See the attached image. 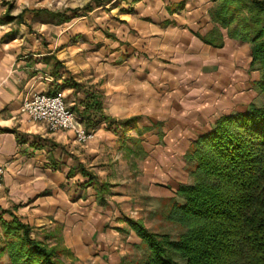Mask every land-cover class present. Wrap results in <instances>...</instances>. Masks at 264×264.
Here are the masks:
<instances>
[{
  "label": "crops",
  "instance_id": "obj_1",
  "mask_svg": "<svg viewBox=\"0 0 264 264\" xmlns=\"http://www.w3.org/2000/svg\"><path fill=\"white\" fill-rule=\"evenodd\" d=\"M151 1H139L126 27L112 25L111 39L69 16L26 20L14 33L0 26V218L29 225L64 264H121V239L142 249L130 221L149 230L162 198L189 183L192 143L262 101L252 45L226 31L222 47L204 41L215 29L211 0ZM34 93H61L93 138L79 144L32 121L21 107ZM3 221L0 264H10Z\"/></svg>",
  "mask_w": 264,
  "mask_h": 264
},
{
  "label": "trees",
  "instance_id": "obj_2",
  "mask_svg": "<svg viewBox=\"0 0 264 264\" xmlns=\"http://www.w3.org/2000/svg\"><path fill=\"white\" fill-rule=\"evenodd\" d=\"M211 1L215 29L204 41L222 47L226 31L250 43L252 68L262 71L256 85L264 95V0ZM185 158L196 162L194 183L179 187V199L170 200L165 213L183 229L178 238L130 221L149 252L147 264H264V106L222 116ZM3 225L10 264H64L59 250L32 237L29 225L17 218Z\"/></svg>",
  "mask_w": 264,
  "mask_h": 264
},
{
  "label": "rangeland",
  "instance_id": "obj_3",
  "mask_svg": "<svg viewBox=\"0 0 264 264\" xmlns=\"http://www.w3.org/2000/svg\"><path fill=\"white\" fill-rule=\"evenodd\" d=\"M139 1L140 0H0V26L4 28L2 31L12 29L10 33H14L21 29V25H24L27 29L29 28L26 20L33 22L55 21L58 23L61 19H59V17L55 19L52 16L55 13L63 15V19H67L66 21L69 19L67 16L72 18L77 17V19L75 18L72 22L78 23L81 20L84 22L87 21V34L90 32V28H96L100 37L103 39H111L115 35L112 30L116 31V28H112V25L118 22L120 27H126V24L121 20L128 18L127 14L134 11ZM152 1L151 3L156 5L158 0ZM95 8L96 10L90 12ZM46 11L50 13H46ZM33 15L34 17H32ZM82 17H87V20L84 18L82 19ZM8 23L11 25H8ZM82 28V31H86L84 27ZM89 46L90 44H87L85 49L86 52L93 50L88 49ZM92 46L95 47L98 45H93L92 43ZM107 48L110 47L108 46ZM261 100L259 106H264V95H262ZM135 147H137V145H135ZM141 160L142 158L140 157L129 158V171L133 168L131 162L134 163V170H137V166L140 164ZM125 161L126 160L123 159V162ZM193 171H191L189 175L188 184L194 183L195 178L192 175ZM184 176L186 178L188 177V175ZM162 185H164V183H162ZM173 198L179 199L177 195L170 198H162V209L156 216L154 215L151 217L147 225L150 231L159 234H169L173 240H176L183 229L165 218V213L170 209L169 201ZM130 216L135 220L138 218V212L134 210ZM129 246L130 243L127 241L123 242L122 239L120 240L117 251H123L122 254H125V259L122 262L126 264H147L149 252L143 243L142 249H129Z\"/></svg>",
  "mask_w": 264,
  "mask_h": 264
},
{
  "label": "built area",
  "instance_id": "obj_4",
  "mask_svg": "<svg viewBox=\"0 0 264 264\" xmlns=\"http://www.w3.org/2000/svg\"><path fill=\"white\" fill-rule=\"evenodd\" d=\"M21 112L34 122H42L50 132L71 131L79 144L90 141L94 134L81 124L75 114L67 107L61 93L55 95L31 94L21 107ZM6 169L0 166V186Z\"/></svg>",
  "mask_w": 264,
  "mask_h": 264
}]
</instances>
